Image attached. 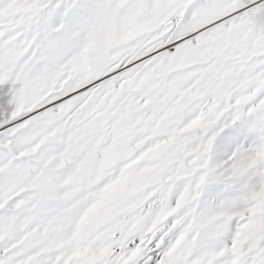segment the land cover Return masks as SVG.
Instances as JSON below:
<instances>
[{"label": "snow or ice", "instance_id": "snow-or-ice-1", "mask_svg": "<svg viewBox=\"0 0 264 264\" xmlns=\"http://www.w3.org/2000/svg\"><path fill=\"white\" fill-rule=\"evenodd\" d=\"M0 264H264V0H0Z\"/></svg>", "mask_w": 264, "mask_h": 264}]
</instances>
